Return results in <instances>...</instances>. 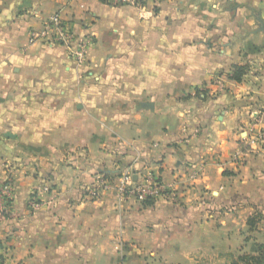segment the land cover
<instances>
[{"label": "crops", "instance_id": "0c3cea01", "mask_svg": "<svg viewBox=\"0 0 264 264\" xmlns=\"http://www.w3.org/2000/svg\"><path fill=\"white\" fill-rule=\"evenodd\" d=\"M57 11L91 38L80 67L63 46L30 41ZM236 65L246 66L241 81ZM126 171L134 184L158 177L167 198L122 197ZM101 176L110 182L91 200ZM7 180L5 264H236L259 254L264 0H0V186Z\"/></svg>", "mask_w": 264, "mask_h": 264}, {"label": "built area", "instance_id": "2783aa9c", "mask_svg": "<svg viewBox=\"0 0 264 264\" xmlns=\"http://www.w3.org/2000/svg\"><path fill=\"white\" fill-rule=\"evenodd\" d=\"M114 6H130L145 8L149 4H155L161 0H103ZM31 42H42L48 45H60L66 50L69 59L76 67L87 62L88 51L91 45L90 37H77L73 27L63 17L61 11L53 13L41 28L30 30ZM120 195L122 197H135L141 202L146 200L166 199L168 196L167 185L158 177H149L145 183L134 184L133 174L124 172L122 175ZM110 182L107 177L101 176L99 184L89 189L88 196L91 200L98 199L105 186ZM44 187L35 189L28 201V207L36 210L41 207V193ZM15 189L10 180L0 186V218L4 217L11 210L14 201Z\"/></svg>", "mask_w": 264, "mask_h": 264}, {"label": "trees", "instance_id": "16d2710c", "mask_svg": "<svg viewBox=\"0 0 264 264\" xmlns=\"http://www.w3.org/2000/svg\"><path fill=\"white\" fill-rule=\"evenodd\" d=\"M246 73V66L245 65H236L234 67V72L231 75V78L241 81L243 75ZM106 174L105 176H107ZM145 204H152L154 203L153 200H146L143 202ZM0 264H5V258L2 254H0ZM236 264H264V245L259 246V254L257 255H242L239 257V260Z\"/></svg>", "mask_w": 264, "mask_h": 264}]
</instances>
